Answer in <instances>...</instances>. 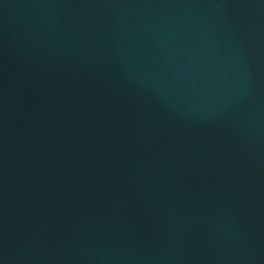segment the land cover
<instances>
[{
	"label": "water",
	"instance_id": "95a60500",
	"mask_svg": "<svg viewBox=\"0 0 264 264\" xmlns=\"http://www.w3.org/2000/svg\"><path fill=\"white\" fill-rule=\"evenodd\" d=\"M0 264H264V0H0Z\"/></svg>",
	"mask_w": 264,
	"mask_h": 264
}]
</instances>
